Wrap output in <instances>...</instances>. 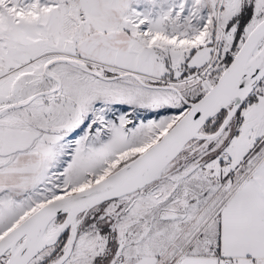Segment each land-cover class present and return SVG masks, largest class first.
<instances>
[{"label": "snow or ice", "instance_id": "6c2138e0", "mask_svg": "<svg viewBox=\"0 0 264 264\" xmlns=\"http://www.w3.org/2000/svg\"><path fill=\"white\" fill-rule=\"evenodd\" d=\"M0 264H264V0H0Z\"/></svg>", "mask_w": 264, "mask_h": 264}]
</instances>
